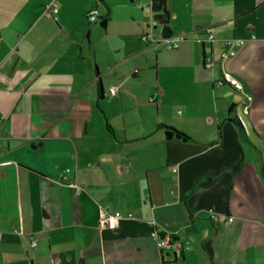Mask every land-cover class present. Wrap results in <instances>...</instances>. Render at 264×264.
Returning <instances> with one entry per match:
<instances>
[{
	"label": "crops",
	"instance_id": "1",
	"mask_svg": "<svg viewBox=\"0 0 264 264\" xmlns=\"http://www.w3.org/2000/svg\"><path fill=\"white\" fill-rule=\"evenodd\" d=\"M57 1L0 0V264H264V0Z\"/></svg>",
	"mask_w": 264,
	"mask_h": 264
},
{
	"label": "built area",
	"instance_id": "2",
	"mask_svg": "<svg viewBox=\"0 0 264 264\" xmlns=\"http://www.w3.org/2000/svg\"><path fill=\"white\" fill-rule=\"evenodd\" d=\"M145 9L150 10V6H145ZM60 11V7L58 4L57 0H51V2L49 3V5L46 8V13L49 15H52L56 20H58V14ZM100 11L98 8H94L91 12H89V17L95 21L97 19H99L100 16ZM255 37V36H253ZM185 36L184 34H179V35H170L168 37H165L163 35H159V36H155L153 33H148L146 35L143 36L142 40L146 41V42H155L156 44H162L167 48H178L180 45V42L182 40H184ZM215 39V35L213 33H210L207 37L206 40L208 41H213ZM246 42L245 38L242 37H229L226 38L224 40V44L227 47V55L228 56H234L237 54V48L244 45ZM205 62L207 64V66L211 67L213 64V58L211 55H206L205 56ZM225 80L232 84L235 85L237 87H240V83L237 81L236 78H234L233 76H231L230 74H225ZM116 89L115 88H111V92H115ZM152 100H154L152 98ZM173 170H177V167H172ZM65 171H70V168H67ZM64 177H66V174L64 175ZM209 212H210V218L213 221L218 220L219 216L218 214L215 212V210L213 208H209ZM132 215L130 214L129 217H131ZM125 215L120 212V211H115V212H109L106 209H102L101 213H100V222L102 225L104 226H108L110 228H115L118 226L119 224V220L124 218ZM155 237L158 240V244L161 248L169 246L172 242L174 241V237L175 234L170 233V232H166L165 234H160L159 231H155L154 232ZM33 244H36V242H33ZM180 245V244H179ZM177 255H182V249L179 248L177 250Z\"/></svg>",
	"mask_w": 264,
	"mask_h": 264
},
{
	"label": "trees",
	"instance_id": "3",
	"mask_svg": "<svg viewBox=\"0 0 264 264\" xmlns=\"http://www.w3.org/2000/svg\"><path fill=\"white\" fill-rule=\"evenodd\" d=\"M149 6H150V11L152 13L153 20L155 23H157L158 25H163V26L169 24L170 13L167 8V0H151V3ZM105 22L106 21L104 19L103 23L105 24ZM222 77L225 79L224 76ZM233 109H234V105L230 107L229 111L232 113ZM236 117L238 120L237 115ZM162 126L165 129V133L168 137H171L173 135H177L178 137H188V135L185 132L179 131L177 128L173 126H168L166 124H163Z\"/></svg>",
	"mask_w": 264,
	"mask_h": 264
},
{
	"label": "rangeland",
	"instance_id": "4",
	"mask_svg": "<svg viewBox=\"0 0 264 264\" xmlns=\"http://www.w3.org/2000/svg\"><path fill=\"white\" fill-rule=\"evenodd\" d=\"M217 80V79H216ZM237 106H238V111H239V118L241 117V119H244L245 120V117H244V114H243V112H242V104H237ZM161 110H162V113H169L170 111H165V108L163 107V108H161ZM174 113V112H173ZM174 116V115H173ZM167 122L168 123H165L166 125H168V126H173V127H175L172 123H175V120L173 119V118H171L170 116H168L167 118ZM240 119V120H241ZM176 128V127H175ZM179 131H181V130H179Z\"/></svg>",
	"mask_w": 264,
	"mask_h": 264
},
{
	"label": "water",
	"instance_id": "5",
	"mask_svg": "<svg viewBox=\"0 0 264 264\" xmlns=\"http://www.w3.org/2000/svg\"><path fill=\"white\" fill-rule=\"evenodd\" d=\"M172 33H173V30L169 25H165L162 27L163 36L168 37V36L172 35Z\"/></svg>",
	"mask_w": 264,
	"mask_h": 264
}]
</instances>
